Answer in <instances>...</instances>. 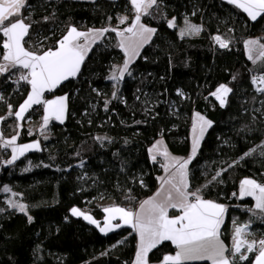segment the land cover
Returning a JSON list of instances; mask_svg holds the SVG:
<instances>
[{
  "label": "trees",
  "instance_id": "obj_1",
  "mask_svg": "<svg viewBox=\"0 0 264 264\" xmlns=\"http://www.w3.org/2000/svg\"><path fill=\"white\" fill-rule=\"evenodd\" d=\"M27 4L30 9L23 10V15L31 12V19L39 21L32 31L33 44L38 39L37 32L41 39L51 36L46 42L51 45L66 31V25L74 24L78 29L103 27L108 23L106 17L112 16L111 24L115 26L116 17L127 14L131 18L132 15L128 0H96L95 3L27 0ZM53 12L55 16L43 22V17H51ZM161 13L154 19L143 18L157 32L141 51V56L147 59L135 60L131 66L133 76L125 77L117 99L111 98L113 87L107 77L111 66L122 62L123 53L113 46L117 38L111 33L103 44L93 46L75 79L54 92H47V97L66 93L69 96L66 119L63 124L50 123L48 140H43L37 131L28 135L29 123L36 125L42 117V106H34L26 122H21L18 143L40 139L44 151L27 153L16 166L0 167V188L8 185L12 191L22 194L18 197L28 205V215L32 217L29 223L25 214L7 209L5 195L0 190V207L6 209L0 214V264H132L137 236L130 228L105 235L82 217L72 216L70 209L74 206L86 209L102 221L101 201L137 208L138 202L157 189V177L162 173L159 163L151 161L148 149L163 138L172 154L188 156L191 119L195 112L213 121V126L207 130L189 165L190 190L201 188L205 199L228 206L222 227L226 245L231 246L232 242V220L239 223L249 220L251 214L243 210L251 207L249 201H239L232 193L237 192L242 178L264 182V159L241 160L238 166L223 173L222 183L203 186L220 167L238 160L244 152L264 141V118L253 120L243 111L257 106L252 103L255 93L251 76L264 73V61L254 64L247 59L244 41L257 38L264 43L261 39L264 38V16L251 21L246 13L222 0H163ZM172 17H176L175 28L167 25ZM185 18L202 25L203 31L197 36L181 38L179 27ZM216 34L231 40L230 51L214 45L211 36ZM232 75H237L236 81H231ZM221 83H228L234 89L225 108L209 95ZM13 87L0 84V92L15 107L25 94H13ZM178 89L184 97L177 95ZM137 95L139 100L135 98ZM105 100L111 101L107 112ZM7 112V107L0 103V117ZM14 123V117L2 121L5 138L15 134ZM100 136L107 138L103 145L95 139ZM76 152L80 155L76 156ZM81 159L85 161L83 168L78 166ZM29 160L32 168L23 172ZM43 164L51 166L43 167ZM84 173L87 177L81 179ZM129 189L135 198L131 204L125 199ZM251 230L256 238H261L264 224L255 220ZM121 240L124 243H118ZM175 251V246L165 241L149 254L150 263H158L163 255Z\"/></svg>",
  "mask_w": 264,
  "mask_h": 264
},
{
  "label": "snow or ice",
  "instance_id": "obj_2",
  "mask_svg": "<svg viewBox=\"0 0 264 264\" xmlns=\"http://www.w3.org/2000/svg\"><path fill=\"white\" fill-rule=\"evenodd\" d=\"M91 2L95 3L96 0H91ZM222 2L246 13L251 21L264 16V0H222ZM128 4L132 13L131 18L127 14L118 16L116 17L117 23L113 26L111 24L113 17L108 16L106 26L89 28L87 31H81L76 25L69 24L65 26L66 31L53 44L48 45L46 42L51 39V36H44L41 39L39 32H37L36 43H32V31L39 21L31 19V12L28 16L23 15V10L30 9L27 0H0V50H2L0 53V78H2L0 84L14 85L13 94L22 92L25 94L23 101L14 107L10 98L0 92V103H3L8 110L6 116L0 117V121L7 120L9 117H14L15 121L14 135L5 138L0 132V167L16 166L17 162L25 158L30 151H44L40 139L29 143H18L23 128L21 122H26L27 114L34 106H42L43 115L39 134L43 140H48L47 131L50 122L54 120L61 124L64 123L69 96L66 93L53 99H45V92H54L65 82L75 79L80 74L85 57L93 46L103 44L111 33H115L117 38L113 46L123 53V63L112 65L110 75L107 77L113 87L111 98H118L120 85L125 77L133 76L131 66L135 60L137 58L147 59L146 56H141V51L157 32L155 27L144 23L143 18L154 19L156 14H162L163 0H128ZM192 15H196V12L194 11ZM54 16V12L51 17L44 16L43 22L47 23ZM175 21L176 17L167 20L168 27H177ZM121 25L125 26L121 27ZM179 31L181 38L187 35H199L203 31V26L193 24L185 18L184 27ZM52 35H55L54 31ZM211 39L214 45H219L220 49L231 50L229 38L216 34L212 35ZM244 46L248 60L254 64L257 60L264 61V43H261L260 39L246 40ZM237 78V75H232L231 81H236ZM251 84L255 93L252 103L257 106L251 110L244 108L243 111L253 120L258 117L264 118V74L252 75ZM22 85L27 87L23 88ZM94 91L100 95L98 90L94 89ZM140 91L137 89V92ZM233 93L234 89L228 83H221L209 95L219 102L221 108H225L229 102V95ZM177 95L184 97V93L179 89ZM135 98L139 100L140 96L137 95ZM110 102V100L104 102L106 112L109 110ZM135 123L139 124L141 121ZM212 126L213 121L206 119L199 112L194 113L192 147L187 158L171 155L162 140L156 141L148 149L151 161L159 163L165 176L157 177L161 181V189L148 199L138 202L137 208L125 207L116 203L102 207L103 226L92 214L79 207H72L70 214L74 217H82L105 235L124 227L130 228L138 237L133 264H150L149 254L165 241H170L176 251L174 254L163 255L160 264H194V262L204 260L211 261V264H245V262L264 264V234L257 239L256 233L251 230V225L255 220L264 224V182L245 177L240 181L239 192L232 193L233 197L240 200L246 197L252 198L254 205L243 208L251 214L247 222L241 224L236 219L232 220L231 246L226 245L222 239V227L225 224L228 206L205 199L201 188L190 190L189 165L197 155L199 143L205 132ZM33 134L32 130L28 129V135ZM95 139L103 145L107 138L100 136ZM108 142L111 143V140L109 139ZM79 155L80 153L76 152V156ZM158 157L161 159L158 160ZM251 157L264 159V141L244 152L238 160L220 167L203 187H208L214 182L222 183L223 173L238 166L241 160ZM84 164L85 161L81 159L78 166L83 168ZM27 165L22 169L23 172L31 170L30 160L27 161ZM42 166L50 167L51 165L43 164ZM85 177L87 173H84L81 179ZM139 183L142 187L144 186L142 179ZM0 190L11 193L5 201L7 209L25 214L28 222L31 223L32 217L28 215V205L20 199H15L18 196L22 197V194L12 191L8 185L2 186ZM128 192L125 199L131 204L135 198L130 194L131 189ZM94 199L96 198L93 197ZM237 207L241 206L237 205ZM170 210H175L178 214L170 215ZM5 211L4 207H0V214ZM124 239L126 240L127 237ZM118 243H124V240ZM36 251H40L39 246Z\"/></svg>",
  "mask_w": 264,
  "mask_h": 264
},
{
  "label": "crops",
  "instance_id": "obj_3",
  "mask_svg": "<svg viewBox=\"0 0 264 264\" xmlns=\"http://www.w3.org/2000/svg\"><path fill=\"white\" fill-rule=\"evenodd\" d=\"M193 36H197V35L193 34ZM257 63H258V62H257ZM45 94H47V92H45ZM45 94H44V95H45ZM52 99H53V98H52ZM195 113H196V112H195ZM42 115H43V113H42ZM66 116H67V113H66ZM193 118H194V114H193L192 119H191V127H190V151H189L188 156H189L190 153H191V147H192V137H193L192 125H193ZM65 119H66V117H65ZM53 121H54V120H53ZM53 121H52V122H53ZM64 121H65V120H64ZM56 122H58V121H56ZM50 123H51V122H50ZM41 124H42V119H40L39 123H37L36 125H34V124H32V123H29V126H30V128H31L32 131H37V132L39 133V128H40ZM49 125H50V124H49ZM206 133H207V131L205 132L204 137H205ZM204 137H203V138H204ZM158 140H162L164 146L168 149V147H167V145H166V143H165V141H164L163 138H159ZM158 140H156V141H158ZM202 140H203V139H202ZM202 140H201L200 143H199L198 150H199V148H200V146H201ZM156 141H155V142H156ZM155 142H154V143H155ZM27 143H29V142H27ZM154 143H153V144H154ZM153 144H152V145H153ZM152 145H151V146H152ZM151 146H150V147H151ZM168 151H169V150H168ZM30 152H33V151H30ZM30 152H28V153H30ZM169 153H170L171 155H173V156L180 157V158H187V157H188V156H186V157L177 156V155L172 154L170 151H169ZM159 159H161V158L158 157V160H159ZM161 169H162V168H161ZM162 176H165V172H164L163 169H162V173L159 175V177H162ZM242 179H244V178H242ZM242 179H241V180H242ZM241 180H240V181H241ZM240 181H239V186H240ZM239 186H238L237 193L239 192ZM160 189H161V181L159 180V184H158L157 189L154 191V193H153L152 195L146 197L145 199H148L149 197L155 195V193H156L157 191H159ZM1 193H4V192L1 190ZM5 194H7V193H5ZM145 199H143V200H145ZM143 200H142V201H143ZM238 200H239V201H249L250 206L254 205V200H253L252 198H250V197H246V198H244L243 200H240V199H238ZM112 204H113V203H112L111 201H105V202L99 203V206L104 207V206H109V205H112ZM82 210L85 211V212H88L86 209H82ZM88 213H89V212H88ZM169 214H170V215H173V214H178V213H176L175 210H170ZM103 220H104V219H103ZM103 220L100 221V222H101V226H103ZM114 223H115V222H114ZM136 236H137V235H136ZM257 239H259V238H257ZM137 243H138V237H137ZM136 248H137V245H136ZM135 253H136V252H135ZM174 253H175V252H174ZM174 253H169V254H174ZM134 259H135V256H134ZM204 261H208V260H204ZM133 262H134V260H133ZM133 262H132V264H133ZM208 262L211 263V261H208ZM150 264H160V262H158V263H150Z\"/></svg>",
  "mask_w": 264,
  "mask_h": 264
},
{
  "label": "rangeland",
  "instance_id": "obj_4",
  "mask_svg": "<svg viewBox=\"0 0 264 264\" xmlns=\"http://www.w3.org/2000/svg\"><path fill=\"white\" fill-rule=\"evenodd\" d=\"M79 1H91V0H79ZM122 16H123V15H122ZM169 19H171V18H169ZM169 19H168V20H169ZM188 20H189L191 23H193L189 18H188ZM175 23H176V21H175ZM193 24H195V23H193ZM176 25H177V24H176ZM183 27H184V23H183L182 26L179 27V29H180V28H183ZM92 28H100V27H92ZM79 30H81V31H87V29H79ZM179 34H180V31H179ZM187 36H189V35H187ZM250 39H257V38H250ZM248 40H249V39H248ZM260 42H261V41H260ZM261 43H262V42H261ZM87 55H88V54H87ZM259 61H260V60H257L256 63L259 62ZM122 63H123V60H122L121 63H119V64H117V65H121ZM256 63H255V64H256ZM61 96H63V95H61ZM54 97H56V96H54ZM54 97H47L46 94L44 95V98H45V99H52V98H54ZM1 125H2V121H0V132H2V131H1ZM4 195H5L4 197H5V201H6V199L9 198V197L11 196V193H7V194H5V192H4ZM15 199H19V197H15ZM21 202H23V201H21ZM102 202H103V201H101V202H99V203H102ZM23 203H24V202H23ZM248 206H249V205H248Z\"/></svg>",
  "mask_w": 264,
  "mask_h": 264
},
{
  "label": "built area",
  "instance_id": "obj_5",
  "mask_svg": "<svg viewBox=\"0 0 264 264\" xmlns=\"http://www.w3.org/2000/svg\"><path fill=\"white\" fill-rule=\"evenodd\" d=\"M216 46H217V47H219V45H218V44H216ZM262 74H264V73H262ZM259 75H260V74H259ZM257 76H258V75H257ZM241 224H243V223H241Z\"/></svg>",
  "mask_w": 264,
  "mask_h": 264
}]
</instances>
